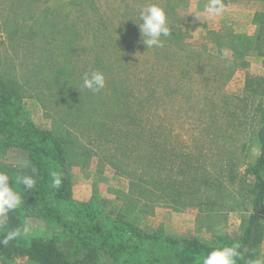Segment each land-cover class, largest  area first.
Returning a JSON list of instances; mask_svg holds the SVG:
<instances>
[{
  "label": "rangeland",
  "instance_id": "1",
  "mask_svg": "<svg viewBox=\"0 0 264 264\" xmlns=\"http://www.w3.org/2000/svg\"><path fill=\"white\" fill-rule=\"evenodd\" d=\"M222 2L227 10L210 16L203 12L208 0H0L1 81L14 90L31 123L49 129L53 120H63V115L68 119L71 110L85 112L83 79L99 71L105 85L130 87L135 120L128 128L130 138L138 131L146 135L154 125L162 130L165 146L201 156L198 179L184 184L165 171L162 193L131 192L124 169H116L109 160L112 149L97 148V136L91 134L88 140L89 131H85L86 126L95 129L102 122L100 98L112 96L105 87L99 91L103 95L91 96L94 105L86 109L89 116L84 121L80 118L75 125L72 116L63 121L75 151L80 147L88 151L86 158L74 156L71 195L64 202L72 213L102 207L112 219L109 229L116 223L131 224L148 233L206 242L217 243L222 236L239 233L251 212L247 189L254 180L246 170L259 145L257 141L241 148L234 141L232 135L243 126L232 114L240 111L238 98L244 97L246 79L259 80L264 86V57L243 56L250 49L243 41L257 30L255 16L264 26V0ZM152 4L167 14L170 36L161 37L163 47L147 48L136 25L141 23L140 12ZM240 42L241 50L235 51ZM260 48L264 53L263 44ZM239 50L243 59L235 60L231 55ZM255 86L249 107L264 110V89ZM154 91L155 99L150 96ZM210 114L217 116V128L209 125ZM229 118L232 125L226 126ZM138 139L124 142L123 135L118 137L125 149ZM6 159L11 166H20L24 156L12 149ZM173 184L181 195L173 197L168 192ZM186 186L194 194L187 195ZM4 222L5 215L0 216V230ZM262 222L264 226V215ZM44 226L41 221H29L28 231L50 232ZM170 261L167 258L162 264ZM257 262L264 264V237L251 264ZM100 263L114 264L105 256Z\"/></svg>",
  "mask_w": 264,
  "mask_h": 264
},
{
  "label": "trees",
  "instance_id": "2",
  "mask_svg": "<svg viewBox=\"0 0 264 264\" xmlns=\"http://www.w3.org/2000/svg\"><path fill=\"white\" fill-rule=\"evenodd\" d=\"M259 19L260 16L257 15L254 21L260 34L256 30L253 36L243 41V46L250 48L249 51L243 52V56L249 53L252 57H264L260 48L264 45V26L258 23ZM232 43L233 40L229 41V44ZM238 49L241 50V42L237 44L235 51ZM251 49L253 51H250ZM240 50L238 55H231L235 60L243 59ZM262 60L264 68V58ZM256 84L264 89L259 80H245L244 97L238 98L242 106L238 113L232 114L238 122L242 121L241 126L248 128L246 130L241 127L239 134H233L234 141L239 142L241 148H245L247 143L257 141L259 145L253 164L246 170L254 180L247 189L251 197V212L235 237L225 235L215 243L198 238L148 233L131 224L125 226L113 223L109 229L108 225L112 223V219L102 207L72 213L64 206V202L68 201L71 195V169L76 162V155L86 158L88 151H85L84 147L75 151L73 137L63 129V121L66 122L70 116L75 125L76 120L80 118L84 121L85 116H89L86 109L94 105L91 96L103 94L85 90V112L71 110L68 119L63 115V120H53L49 129H41L27 119V112L21 100L0 77V172L9 176L11 187L21 196L20 206L5 215V222L0 230V261L101 264L100 257L105 256L114 264H162L167 258L171 260L170 264H203V260L211 251L234 247L239 253L236 264H251L264 237V110L249 107V99L252 96L250 91L256 92ZM105 87L112 90L109 92L112 96L100 98L102 122L95 129L86 126L85 131L87 134L89 131L88 140L91 134L97 136L96 143L94 142L97 148L112 149L109 160L116 169H124L123 173L130 179L131 192L143 193L151 189L152 192L162 193L165 171L175 174L174 181L182 180L184 184L190 179H198L196 174L199 171L198 163L201 162L198 157L201 156L195 158L193 153H179L178 149L174 151L165 146L159 127L152 125L146 135L138 131L130 138L128 128L135 124L134 118L131 117V93L128 92L130 87L125 84L114 85L112 82ZM178 87L174 93H178ZM150 96L154 98L155 91ZM182 96L186 98L185 93ZM210 117L209 125L217 128V116L210 114ZM227 124L232 125L230 118L229 122L225 123L226 126ZM120 135H123L124 142L139 139L132 147L125 149L121 148L122 143L118 140ZM12 149L22 152V165L8 164L6 154ZM53 174L59 177V186H54ZM23 176L34 179V189H24L19 183V178ZM183 190L187 195L194 194L187 186ZM168 192L173 197L181 195L180 191L175 190L174 184ZM37 220L43 222L45 228H51L50 232L43 235L31 234L28 231V223ZM9 232H14L15 236L5 244L3 240Z\"/></svg>",
  "mask_w": 264,
  "mask_h": 264
},
{
  "label": "clouds",
  "instance_id": "3",
  "mask_svg": "<svg viewBox=\"0 0 264 264\" xmlns=\"http://www.w3.org/2000/svg\"><path fill=\"white\" fill-rule=\"evenodd\" d=\"M227 10L222 0H208L204 5L203 12L210 16H220ZM199 19V15L194 13ZM141 23L136 24L142 34V43L147 48L163 47L161 37L170 36L168 19L165 10L156 4L144 8L140 14ZM83 87L91 91H100L105 87L104 75L99 72H93L91 76L85 74ZM54 175V186H59L61 181ZM19 183L23 185L26 191L34 189L35 181L31 177L23 176L19 178ZM21 204V196L14 191L9 182V176L0 172V216L7 215L16 210ZM15 236L14 232H9L4 238L3 243L7 244ZM239 253L234 247H225L211 251L203 260V264H236V258ZM260 264V262H257Z\"/></svg>",
  "mask_w": 264,
  "mask_h": 264
}]
</instances>
